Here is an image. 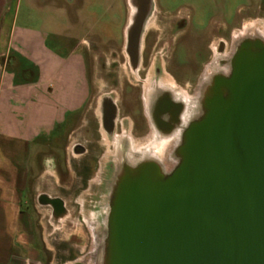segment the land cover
<instances>
[{
  "label": "water",
  "instance_id": "obj_1",
  "mask_svg": "<svg viewBox=\"0 0 264 264\" xmlns=\"http://www.w3.org/2000/svg\"><path fill=\"white\" fill-rule=\"evenodd\" d=\"M252 46L184 133L178 165L116 181L102 264H264V44Z\"/></svg>",
  "mask_w": 264,
  "mask_h": 264
},
{
  "label": "flooded vegetation",
  "instance_id": "obj_2",
  "mask_svg": "<svg viewBox=\"0 0 264 264\" xmlns=\"http://www.w3.org/2000/svg\"><path fill=\"white\" fill-rule=\"evenodd\" d=\"M208 1L212 6L194 0H125L128 11L123 14L120 38L124 39L129 77L101 79L98 96L90 64L82 53L89 94L82 109L68 120L66 149L71 159L82 163L86 173L79 180L85 189L90 188L89 177L96 167L113 170L110 198L126 168L148 163L178 165L186 130L206 113L211 101L226 96L222 81L232 72L235 54L250 43L245 40L239 49L234 48L233 30L244 16L237 19L236 14L233 21L226 6L218 0ZM215 11L220 15L214 17ZM90 38L100 43L97 35ZM249 49L255 50L253 46ZM153 54L160 55L156 64L151 60ZM215 59L220 68L213 69L210 76ZM149 75V87L145 88ZM164 76L169 83H161ZM198 108L201 116L184 123ZM160 136L167 140L162 143ZM38 200L49 206L54 216L65 211L58 196L40 194ZM54 200H60L62 206Z\"/></svg>",
  "mask_w": 264,
  "mask_h": 264
},
{
  "label": "rangeland",
  "instance_id": "obj_3",
  "mask_svg": "<svg viewBox=\"0 0 264 264\" xmlns=\"http://www.w3.org/2000/svg\"><path fill=\"white\" fill-rule=\"evenodd\" d=\"M194 1L212 6V1ZM218 4L226 6V14L232 15L233 21L236 14L237 19L244 16L233 35L246 23L264 24V0H218ZM127 9L125 0H19L17 17L27 26H34L30 21L36 18V29L46 31L62 51L82 52L90 64V78L98 96L101 79L110 75L129 77L124 39L120 38ZM212 14L220 15L219 11ZM92 35L100 37V43L90 38ZM157 55L151 58L155 64L160 57ZM66 136L67 128L61 135L36 143V167L31 171L24 204L33 216L36 257L40 264H101L113 170L107 166L94 168L90 188L85 189L79 177L86 172L82 171V163L67 155ZM78 138L82 139L80 135ZM40 194L60 197L64 213L52 215L51 208L39 202ZM63 215L66 216L60 224L52 223L55 220L51 219Z\"/></svg>",
  "mask_w": 264,
  "mask_h": 264
},
{
  "label": "crops",
  "instance_id": "obj_4",
  "mask_svg": "<svg viewBox=\"0 0 264 264\" xmlns=\"http://www.w3.org/2000/svg\"><path fill=\"white\" fill-rule=\"evenodd\" d=\"M18 1L0 0V264H40L24 208L36 143L63 134L89 85L82 52L59 49L36 18L18 22Z\"/></svg>",
  "mask_w": 264,
  "mask_h": 264
},
{
  "label": "bare ground",
  "instance_id": "obj_5",
  "mask_svg": "<svg viewBox=\"0 0 264 264\" xmlns=\"http://www.w3.org/2000/svg\"><path fill=\"white\" fill-rule=\"evenodd\" d=\"M245 40H247L250 44H251V46H252V43L253 42H255V41H260L261 43H263L264 44V24H262V23H254V22H251V23H246V24H244L243 25V28H242V30H240V31H238V32H236L235 33V35H234V40H233V47L234 48H236V49H239L238 47L240 46V44H241V42H243V41H245ZM89 46V45H88ZM88 50V49H87ZM220 67L218 66V62H217V60L215 59L214 60V62H213V66H212V68H210L209 69V73H210V76L212 75V71H213V69H219ZM212 69V70H211ZM150 78H151V76L149 75L148 77H147V80L145 81V88H148L149 86H148V83H149V80H150ZM99 81V80H98ZM161 83H163V84H167V83H169V79H168V77H163L162 78V80H161ZM198 104H199V106L202 104V103H200V102H198ZM197 113L196 114H194V113H190L188 116L189 117H187L186 118V121L184 122V123H187V121L188 120H190V119H192V118H194V119H198L200 116H201V111H199V108H198V111H196ZM202 117V116H201ZM200 117V118H201ZM160 140H161V142L162 143H164L166 140H167V138L166 137H162V136H160V137H158ZM161 150V146H159L158 148H157V151L159 152ZM150 165H154V164H152V163H148L147 165L145 164V165H142V166H140V167H144V166H150ZM158 168H159V170L161 171V172H163L164 174H167V173H169L173 168H174V166H172L170 169H167V168H164L165 166H160V165H157V164H155ZM135 173H137V172H135ZM135 173H134V175H135ZM122 174V173H121ZM120 174V176H122ZM119 176V175H118ZM119 176V177H120ZM118 181V180H117ZM83 201L81 200L80 201V203H82ZM53 215V214H52ZM66 215H63V216H61V218H58V219H56L55 217H53V218H55V219H51V220H55V222H52V223H54V224H58V221H59V224H60V222H62V219L65 217ZM57 226V225H56ZM102 261H103V251H102ZM102 261H101V264H102Z\"/></svg>",
  "mask_w": 264,
  "mask_h": 264
}]
</instances>
